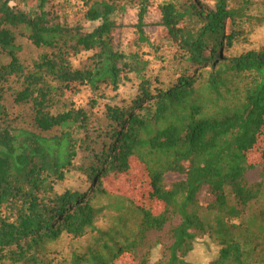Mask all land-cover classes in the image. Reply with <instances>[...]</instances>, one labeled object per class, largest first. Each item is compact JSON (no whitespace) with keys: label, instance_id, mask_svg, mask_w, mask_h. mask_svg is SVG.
Here are the masks:
<instances>
[{"label":"trees","instance_id":"obj_1","mask_svg":"<svg viewBox=\"0 0 264 264\" xmlns=\"http://www.w3.org/2000/svg\"><path fill=\"white\" fill-rule=\"evenodd\" d=\"M25 1L36 6L0 0V264H117L124 255L138 264H194L187 257L204 236L219 246L208 264H264V167L260 181L247 178L264 133V48L231 51L253 1L216 0L207 11L197 0L162 4L161 25L178 48L163 75H149L148 60L116 47V13L126 0H84L78 11L98 22L92 30L60 16L54 0ZM147 10L140 0L139 40L150 43ZM22 40L40 51L32 62ZM84 52L87 61L74 66ZM128 71L137 93L106 103L100 116L104 90L118 89ZM84 87L94 93L90 109L71 102L55 111ZM8 94L30 106L32 127L18 124ZM135 162L147 176L141 202L112 189ZM78 173L91 180L84 193L66 186ZM169 174L181 178L168 183ZM106 209L120 213L119 223L123 211L137 210L136 230L98 227ZM169 225V243L151 262L161 243L151 235ZM93 233L97 246L84 252L57 247L64 236Z\"/></svg>","mask_w":264,"mask_h":264},{"label":"rangeland","instance_id":"obj_2","mask_svg":"<svg viewBox=\"0 0 264 264\" xmlns=\"http://www.w3.org/2000/svg\"><path fill=\"white\" fill-rule=\"evenodd\" d=\"M170 0H148V10L145 17V35L149 38L150 43L141 42L139 40V12H140V0H126L124 10L117 11L116 20L120 27L115 33L116 47L126 53H139L145 60L149 61L148 74L149 75H163L169 73L175 66V54L178 50L176 43L173 42L169 36L167 30L161 25L162 12L161 5ZM185 1V0H183ZM252 4L246 10V18L243 22L238 23V28L242 34L238 40L234 42V47L231 51L242 52L249 49H263L264 48V0H252ZM28 1L25 0H13L11 4H18L23 9L29 7H35L36 4L31 2L30 6L27 5ZM84 0H54L53 7L55 11L68 19L71 24L83 22L86 30H92L98 22H84L83 15L78 11V7L83 5ZM200 6L204 10L215 9L216 0H197ZM243 3V0H231L233 6L239 7ZM24 45V51L22 53L23 58L28 62H32L33 59L40 55V51L34 47L30 42L22 40ZM91 52H84L73 58L74 66L80 67L86 61L88 55ZM164 66V67H163ZM164 68V69H163ZM166 68V69H165ZM168 69V70H167ZM138 90V81L135 73L128 71L127 77L122 81L119 88L114 90L112 87L104 90L106 96L99 99V104L95 108V112L100 116L104 115L106 103H120L124 104L126 101H130ZM94 93L89 88H83L78 94H70L66 99L60 103L55 111H62L65 106H69L72 102L78 107L90 109L91 101L93 100ZM7 104L11 113L17 117L18 124L20 126L32 127L33 116L29 105L19 106L13 101V96L8 94ZM250 159L253 164V168L247 173V178L250 182H258L261 180V172L264 167V133L260 137V142L257 147L251 151ZM133 169L129 174L121 179L114 181L113 190L119 193H126L130 197L141 202V198H146L145 195L139 198L141 189H144L147 176L142 165L135 162ZM77 174L75 178L70 179L67 182V187H72L80 192L84 193L91 183V180L87 176L82 175L81 178ZM181 176L175 174H169L167 176V182L171 183L180 179ZM211 200V196L203 192L201 195V201L206 204ZM103 202H107L104 200ZM145 204V203H144ZM152 209L156 211L161 207L158 204L153 203ZM132 209V208H130ZM129 210V209H128ZM120 213L117 210L106 209L101 215L98 216L97 226L103 229H107L112 225L118 224L119 229L126 232H134L139 222L138 211L130 212L123 211V221L119 223L117 218ZM178 221H175L176 223ZM169 225L165 231L160 233H152L151 241L159 239L160 244L153 245L150 254L151 262H155L160 259L164 253V245L169 243L168 230ZM97 246L95 235L88 234L85 237L73 239L69 236H64L61 242L57 245L65 254H70L72 250L78 252H84L89 247ZM219 254V246L217 243L208 236L200 237L196 243L194 250L189 253L187 259L194 264H208L215 259ZM117 264H138L137 261L130 255L122 256Z\"/></svg>","mask_w":264,"mask_h":264}]
</instances>
